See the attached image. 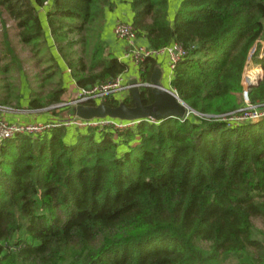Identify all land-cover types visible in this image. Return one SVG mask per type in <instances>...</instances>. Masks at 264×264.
<instances>
[{"label": "trees", "instance_id": "obj_1", "mask_svg": "<svg viewBox=\"0 0 264 264\" xmlns=\"http://www.w3.org/2000/svg\"><path fill=\"white\" fill-rule=\"evenodd\" d=\"M129 1L137 38L151 49L173 42L184 49L170 87L189 110L239 113L249 57L262 74L248 99L264 110V54L258 57L264 0H180L173 24L168 0ZM111 6V0H0L20 42L37 55L47 45L39 17L45 9L78 87L126 70L102 37ZM6 48L13 53L8 41ZM47 55L39 83L58 79L44 97L31 91L29 109L58 103L66 92L57 61ZM141 65V79L149 82L155 61L146 57ZM5 79L0 102L19 107V92ZM140 88L149 104L150 87ZM123 102L132 106L131 95ZM66 132L56 126L1 144L0 264H264V231L254 223L264 224V118L233 126L192 113L141 120L134 130L116 132L122 140L112 139V130L88 128L67 143Z\"/></svg>", "mask_w": 264, "mask_h": 264}, {"label": "built area", "instance_id": "obj_2", "mask_svg": "<svg viewBox=\"0 0 264 264\" xmlns=\"http://www.w3.org/2000/svg\"><path fill=\"white\" fill-rule=\"evenodd\" d=\"M113 34L117 39L126 41L131 49L129 55L136 65L140 64L146 57H154L160 53H166L169 58L168 66L171 74L176 62L185 55L184 49L176 42H173L160 49H151L146 45L138 44L136 42L137 36L131 23L116 21L113 26ZM139 83L141 85L150 84L148 81L142 80H140ZM131 86L132 84L129 83V80L126 79L122 72L107 82L96 83L87 87H78L76 97L62 103L60 106L74 107L83 100H88L89 104L96 105L99 103H105L110 98L118 101L119 103L130 94ZM244 99L245 107L239 111V113L231 112L218 115L221 116L218 117V120L225 121L229 126L238 125L241 123H257L262 120L264 118V110H259L256 105L250 103L248 99V90L244 91ZM248 104L250 106H248ZM11 110V106L0 102V146L7 138H12L21 134L37 137L49 132L56 126H62L66 131L71 129H76L77 131H86L88 128H95L97 131L101 132L108 127L110 130L114 131L113 129H116L117 127L125 126L127 124L136 125L141 121L119 120L109 117L83 120L77 118L73 113L66 119L58 121L10 120L8 119L7 114L11 112ZM191 112L195 113L188 108V113ZM188 113H186V115ZM186 115L185 117H187ZM203 116H207V114H202L200 117ZM143 120L154 121L152 118Z\"/></svg>", "mask_w": 264, "mask_h": 264}, {"label": "crops", "instance_id": "obj_3", "mask_svg": "<svg viewBox=\"0 0 264 264\" xmlns=\"http://www.w3.org/2000/svg\"><path fill=\"white\" fill-rule=\"evenodd\" d=\"M112 6L105 8V20L102 28V37L106 45V50L109 54L114 55L118 58V60L122 61L126 65V70L123 72L126 79L130 80L132 78H137L138 81L141 79V73L143 71V66L140 64L136 65L130 55V47L124 40L117 39L113 34V26L116 21H123L127 23H132L133 12L131 10V5L129 0H111ZM180 4V0H168V14L167 18L171 24H173L174 17L178 6ZM39 17L40 21L43 26L45 38L47 43H51L54 45V40L51 36L50 29L47 24L46 16H45V9H39ZM51 40V41H50ZM136 42L140 45H146L147 43L143 38H137ZM53 58L59 63V68L62 73V80L64 87L66 89L65 92V99L68 98L67 95L71 91H76L78 86L75 83L74 78L71 76V71L69 67L65 64L64 60L61 58L58 51L54 49L51 52ZM154 61L156 66H159L163 71V78L162 81L165 86L170 87V80L172 78V73L170 74V69L168 66L169 58L166 53H160L154 57H151ZM61 66V67H60ZM166 72V77H164V73ZM24 80L20 78L19 83V107L11 111L7 114L8 119L10 120H24V121H58L62 119H66L72 114L73 107H52L49 109H45L43 111H31L27 109V105L30 98V90L29 88L23 83ZM71 86H75L72 89ZM171 88V87H170ZM69 99V98H68ZM64 113L67 115L63 116ZM84 131H77L76 129H71L67 131L65 136V141L68 143H73L76 139V135L78 133Z\"/></svg>", "mask_w": 264, "mask_h": 264}, {"label": "rangeland", "instance_id": "obj_4", "mask_svg": "<svg viewBox=\"0 0 264 264\" xmlns=\"http://www.w3.org/2000/svg\"><path fill=\"white\" fill-rule=\"evenodd\" d=\"M4 33H6L7 36V41L9 42V45L12 48V54L10 52H7V48H6V40L4 38ZM69 37H73L76 38V34H73L72 36ZM51 41V40H50ZM56 49V43L54 42V45L51 43H47V45H45V49L43 51H41L38 55L37 54H33V52L30 51V48L32 47L31 45H26L22 42H20L19 37L16 35V28H15V23L13 22L12 19H10L8 17V15L0 10V69L2 66L6 65L7 63H9L12 60V55L15 53V62L12 63V66L8 69L7 73L1 74L0 77H5L7 81H4L3 83H9V85H14L16 87V91H19V83H20V78L24 80V84L29 88L30 90V95H31V91H39L41 93H38V95L40 96H46L47 92L51 89L50 83H54L57 81L58 77H54L50 80H45V81H40L41 84L39 83V80L46 76L48 73L47 71H43L42 69H44V67H46V65L50 64V61L47 59L48 55L47 52H52L53 49ZM77 47V46H75ZM57 50V49H56ZM131 50V49H130ZM256 52V48L251 50V54H254ZM264 54V41H260V48H259V52H258V57H262V55ZM41 57V58H39ZM58 63V62H57ZM60 65V62L58 63ZM61 67V66H60ZM166 72L164 73V77H166ZM262 74V69L261 67H259L258 65H256L252 58L249 57V60L247 62V64L244 67L243 73H242V97H243V101L244 99V91L248 90L249 88V84L252 83H257L261 77ZM72 89L75 88V86H71ZM65 95V94H64ZM67 97L65 99V96H63V99L55 104L43 107V108H39V109H29L31 111H43L45 109H49L52 107H59V108H63V106L61 107L60 105H62V103L67 102L68 100L75 98L76 97V91H71L68 93ZM245 103V101H244ZM7 105L11 106L12 110L14 111L16 109V107L14 106V102L13 100L10 101V103H6ZM248 106H250L248 104ZM18 108V107H17ZM53 109V108H52ZM190 112V111H189ZM187 113H188V109H187ZM192 113V112H191ZM193 115L200 117L202 116V113H192ZM66 116L67 113H64L63 116ZM190 115V113H188L186 116L188 117ZM212 114H207V116H203L200 118H204L207 119V121H216L218 120V115H213L210 116ZM224 117V116H223ZM222 117V118H223ZM155 121V120H154ZM156 122V121H155ZM137 125V124H136ZM136 125L134 124H127L125 126H120L117 127L114 130V133L111 135L112 139L116 140V139H121V137H119L118 133L119 131H124L125 129H135ZM53 129V128H52ZM65 129V128H64ZM106 131H110V128H105ZM66 131V130H65ZM67 133V132H66ZM66 136V135H65ZM68 143V142H67ZM254 223L257 227L261 228L264 231V224L261 222V220L259 219H255Z\"/></svg>", "mask_w": 264, "mask_h": 264}, {"label": "water", "instance_id": "obj_5", "mask_svg": "<svg viewBox=\"0 0 264 264\" xmlns=\"http://www.w3.org/2000/svg\"><path fill=\"white\" fill-rule=\"evenodd\" d=\"M162 78L163 71L159 66H156L150 74V84L141 85L136 77L130 79L132 106H127L123 101H120L116 106H109L106 103L91 105L88 100H83L72 108V113L83 120L105 117L119 120L152 118L155 121H162L169 117L184 118L188 107L170 87L164 85ZM251 85L253 83L248 86ZM141 86L150 87L152 101L149 104H143L141 100Z\"/></svg>", "mask_w": 264, "mask_h": 264}]
</instances>
